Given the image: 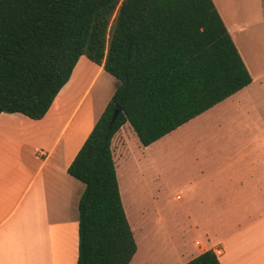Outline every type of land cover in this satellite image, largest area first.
<instances>
[{
  "label": "crops",
  "instance_id": "0c3cea01",
  "mask_svg": "<svg viewBox=\"0 0 264 264\" xmlns=\"http://www.w3.org/2000/svg\"><path fill=\"white\" fill-rule=\"evenodd\" d=\"M213 2L252 83L149 146L142 145L129 122L112 139L115 159L117 153L124 155L129 136L154 150L134 168L137 181L146 186L145 202L138 201L141 216L156 212L149 203L159 189L182 193L173 198L176 220L161 201L160 214L166 216L161 224L167 229L176 222L181 232L162 264H185L216 249L222 251L221 264H264V123L255 108L259 98L252 97L257 120L251 123L242 96L264 89V57L260 61L251 51L256 43L264 49V42L257 41L264 37V0ZM252 2L256 11L250 9ZM119 84L104 65L83 55L44 118L0 115V264H77L79 201L85 186L68 167ZM120 191L137 239L136 220ZM187 231L198 236L194 242ZM139 254L138 245L129 264H140Z\"/></svg>",
  "mask_w": 264,
  "mask_h": 264
},
{
  "label": "trees",
  "instance_id": "16d2710c",
  "mask_svg": "<svg viewBox=\"0 0 264 264\" xmlns=\"http://www.w3.org/2000/svg\"><path fill=\"white\" fill-rule=\"evenodd\" d=\"M83 55L120 84L68 167L85 186L77 264H129L113 137L129 122L149 146L253 78L213 0H0V115L44 118ZM185 264L221 262L207 250Z\"/></svg>",
  "mask_w": 264,
  "mask_h": 264
},
{
  "label": "rangeland",
  "instance_id": "374dc122",
  "mask_svg": "<svg viewBox=\"0 0 264 264\" xmlns=\"http://www.w3.org/2000/svg\"><path fill=\"white\" fill-rule=\"evenodd\" d=\"M251 4H253V2ZM258 8L259 7L256 3H254L252 6L250 5L251 10L256 11ZM257 41L261 43L264 42V37L259 36ZM251 51L254 54V57L259 59L260 61L264 57V49L262 45L259 43L254 44V46L251 47ZM257 84L258 83H255V85ZM260 90L264 91L263 88H260ZM257 91L258 89L256 88L253 89L250 92V94L247 91L242 95V96H246L244 97L245 98L244 101H247L246 104H248L246 105L247 109L249 110V117L247 118V120L251 123L257 120L255 118H254L255 120H253V115H255V108H256L257 115L263 117V123H264V92L262 91L257 92ZM255 92L257 93L254 95ZM106 96L107 94L105 95V97ZM252 97L259 98V101L255 108L253 106L254 103L252 101ZM127 143H128L127 149L123 151L124 155L121 156L120 154L117 153L116 156L117 158L114 159L117 161L116 164L117 172L119 171L118 181H119V185L121 182L120 190L122 189V192L124 194L123 196L127 195V199L129 200L128 206L131 209V217L136 220L135 222L137 224L135 234L137 236L136 241L140 248V254L138 259H140V264L142 263L162 264L164 261L162 260L163 258L167 259V257L171 256L169 255V252L171 253V251L174 250L172 246L177 241L176 239L177 234H181V232L179 230L177 233L176 222L170 224L173 227H168L167 229L164 228L163 225L161 224V219L166 217L160 214L161 208H163L161 207V201L163 202V206H164L163 210L166 209L169 210V213H172L174 220H176L178 205L176 202H174L173 198L177 194H182V193L172 188L171 189L166 188L163 189V191L162 189L161 190L159 189L157 191L158 194L157 199L153 203H149V208H154L156 212L155 213H153V211L146 212L145 213L146 217L143 214L141 216L138 210L139 208L138 201L142 199L143 202H145L146 186L144 183L142 184L137 181V177L134 174L135 172L134 168L138 167L140 164L142 165L145 161V157L149 155L150 151L153 152L154 150L153 149L147 150L148 149L147 147H144L140 143H138L136 137L129 136L127 139ZM158 162L160 163V158H158ZM159 163H156L155 165L154 162L153 165L160 168V166H158ZM136 203L138 207L136 206ZM148 210L150 209H147V211ZM185 234L186 237L192 242H194V240L198 237L196 234L189 231H187ZM202 236L203 238H206V236L203 233ZM202 240L207 241V239H202Z\"/></svg>",
  "mask_w": 264,
  "mask_h": 264
},
{
  "label": "water",
  "instance_id": "95a60500",
  "mask_svg": "<svg viewBox=\"0 0 264 264\" xmlns=\"http://www.w3.org/2000/svg\"><path fill=\"white\" fill-rule=\"evenodd\" d=\"M121 109L119 107H116L114 112H113V115H112V118H111V121H110V124H109V129L111 128V126L113 125V123L115 122L116 118L118 117L119 113H120Z\"/></svg>",
  "mask_w": 264,
  "mask_h": 264
},
{
  "label": "built area",
  "instance_id": "2783aa9c",
  "mask_svg": "<svg viewBox=\"0 0 264 264\" xmlns=\"http://www.w3.org/2000/svg\"><path fill=\"white\" fill-rule=\"evenodd\" d=\"M199 244H200V243H199ZM214 253H215V255L218 257L219 255L222 254V251H221L220 249H216V250L214 251Z\"/></svg>",
  "mask_w": 264,
  "mask_h": 264
},
{
  "label": "bare ground",
  "instance_id": "6f19581e",
  "mask_svg": "<svg viewBox=\"0 0 264 264\" xmlns=\"http://www.w3.org/2000/svg\"><path fill=\"white\" fill-rule=\"evenodd\" d=\"M129 195V194H128ZM129 201V200H128ZM145 260V259H144ZM146 261V260H145ZM146 263V262H145ZM143 264V263H142Z\"/></svg>",
  "mask_w": 264,
  "mask_h": 264
}]
</instances>
